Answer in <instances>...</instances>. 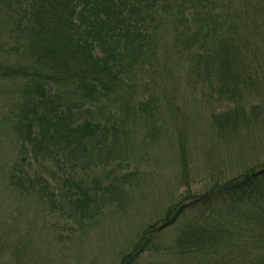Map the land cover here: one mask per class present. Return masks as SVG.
Masks as SVG:
<instances>
[{
	"label": "trees",
	"instance_id": "trees-1",
	"mask_svg": "<svg viewBox=\"0 0 264 264\" xmlns=\"http://www.w3.org/2000/svg\"><path fill=\"white\" fill-rule=\"evenodd\" d=\"M11 19L20 60L0 55V94L11 100L5 118L22 161L12 158L4 176L24 201L51 196L54 203L61 194L71 215L89 216L105 198L123 195L121 184L143 174L122 173L129 163L118 161L128 123L155 117L151 107L180 92L187 74L195 77L193 94L211 102L207 119L221 134L264 118V0H0V24ZM218 101L230 105L217 111ZM182 141L176 155L187 166ZM31 157L45 171L57 163L59 174L24 177L16 164L34 166ZM190 199L195 217L171 242L165 238L186 209L177 204L136 234L118 264H135L145 250L176 264H264V161L212 177L203 192H187ZM226 208L238 209L228 221L218 218Z\"/></svg>",
	"mask_w": 264,
	"mask_h": 264
},
{
	"label": "rangeland",
	"instance_id": "rangeland-1",
	"mask_svg": "<svg viewBox=\"0 0 264 264\" xmlns=\"http://www.w3.org/2000/svg\"><path fill=\"white\" fill-rule=\"evenodd\" d=\"M15 25V19L10 20L8 27L0 24V55L17 63L20 60V41L13 30ZM255 72L263 76L261 72ZM195 82V77L187 74L181 86L184 92L161 96V101L151 107L155 117L128 123L126 131L131 135L125 139L118 161L129 163L122 173L135 170L143 174L132 185L121 184L124 194L105 198V204L100 203L96 208L98 211L89 216L71 215L70 203L61 194L53 196L54 203L48 196L43 204L32 199L24 201L15 194L13 182L4 174L10 169L12 158L22 161L18 157L21 148L20 142L15 143L18 140L13 132L15 127L5 118L9 107L6 98L9 99L7 102L11 100L0 94V117L6 123L5 126L0 125V131L1 128L6 130L0 133L3 140L0 141V264H118L122 256L133 249L136 234L146 224L163 219L174 204L179 208L186 207L185 214L171 226L165 241L171 242L180 232V226L190 223L196 209L188 208L187 204L193 199L185 200L187 192H203L212 177L224 173L233 177L252 165L262 163L264 118L248 127H241L236 135L221 134L222 131L207 119L208 111L205 110L211 102L200 101L201 97L193 94L196 88L191 90L189 83ZM138 93L142 91L139 89ZM174 100L177 104L169 107ZM193 101H199L202 106ZM218 104L217 111L230 105L226 101H218L214 107ZM154 128L159 133L147 135V131ZM181 139L187 146V166L176 155ZM31 148L27 149V154L32 152ZM7 160L9 165L4 164ZM31 160H34V166L31 161L16 164V169L21 168L20 172L26 171L24 177L27 174L37 177L39 173H50L56 177L55 174L60 172L57 163H51L52 158L49 159L51 164L45 166L46 171L37 167L38 161L33 157ZM58 161L62 162L61 158ZM69 171L75 172L74 169ZM31 201L43 208L39 207V212L33 210ZM55 203L56 206L52 207ZM243 207L245 205L238 209ZM228 209H225L224 216L218 218L228 221L238 212V209ZM169 257L158 251L145 250L135 264H176Z\"/></svg>",
	"mask_w": 264,
	"mask_h": 264
}]
</instances>
